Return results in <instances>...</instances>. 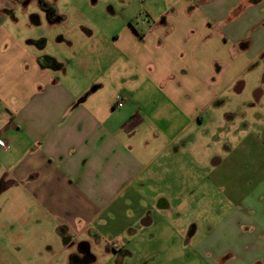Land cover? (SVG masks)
<instances>
[{"label":"crops","instance_id":"crops-1","mask_svg":"<svg viewBox=\"0 0 264 264\" xmlns=\"http://www.w3.org/2000/svg\"><path fill=\"white\" fill-rule=\"evenodd\" d=\"M17 2L0 0V140L8 146H0V236L8 231L29 251L14 264H70L81 243L94 256L92 245L105 235L107 252L145 250L156 217L180 201L182 189L208 182L205 168L235 152L226 146L227 155L215 154L209 165L203 129L226 88L235 84L240 93L239 75L255 61L264 65V0H174L138 27H107L105 49L95 51L94 40L77 52L75 39L90 44V30H60L65 16L54 8L50 21V5L38 3L24 12L26 22L44 26L48 37L29 29L23 37L10 17L29 6ZM50 46L60 51L47 57L54 67L43 60ZM259 136L264 143V129ZM196 146L205 147L200 156ZM183 158L188 168L177 167ZM235 203L215 226L190 227V258L264 264V176ZM121 212L126 222L117 233Z\"/></svg>","mask_w":264,"mask_h":264},{"label":"rangeland","instance_id":"rangeland-1","mask_svg":"<svg viewBox=\"0 0 264 264\" xmlns=\"http://www.w3.org/2000/svg\"><path fill=\"white\" fill-rule=\"evenodd\" d=\"M17 1L20 5L25 3L24 5L29 7L26 11L17 9L10 17V20L14 17L18 20L16 34L23 36L24 33H28L26 29H29L41 39L47 38L48 34L44 26L35 27L26 22L27 18H25L24 12L31 14L39 9L38 3L48 4L55 8L60 15L65 16L64 24H61L60 30L63 28L64 32L67 31L71 35L75 31H82V27H86L90 30L89 33L92 32L91 36L88 33L85 34V37H90L86 38L90 40L88 45L84 43L85 40L78 44V39H75L76 45L73 50L77 52L84 46L90 45L91 48L94 40L99 46H96L95 51L105 49L106 37H109V31H112L109 28L107 30V27L115 30L116 27L118 28L128 21L132 26L138 27L140 23H145L148 15L159 14L168 8L174 0ZM94 26L97 27L95 34L93 33ZM58 27L55 25V28ZM57 53H60L59 49L56 50L52 46L47 47L44 50L46 57H43V60L49 64V59ZM93 64L101 66L99 62ZM254 64L252 68L245 69L238 77V81L245 84L244 89L240 93H236L234 91L235 84L231 88H226L219 100L218 110L214 114L215 120L210 121L203 129L205 135L203 142L209 145L205 162L209 165L211 157L215 154H220L223 157L224 151L225 156L227 155L224 150L226 146L235 152L217 169L209 166L205 168V172H207L205 177H208V182L194 183L191 188L182 189V191L178 188L182 194L180 201H173L169 209L161 212L160 215L163 218L156 217L155 225L149 230L154 235L151 238L152 241L150 243V240L141 242V246L145 247L146 251L141 248L139 252L135 251L129 255L126 253L129 249L123 250L118 244L119 246L114 249L116 253L107 252L104 245L110 243H107L108 237L105 235L102 236L101 244L94 243L91 247L96 257V261L92 264H202L195 259V256L190 258L191 251L185 248V235L190 227L194 226L201 231L215 226L218 222L217 218L221 214L231 213L236 205L235 202L246 199L254 185L264 176L261 166L264 164V143L259 138L260 131L264 129V95L258 100L255 95L258 89L264 92V83H262L264 65L263 61H255ZM227 77L230 75L225 73L224 78ZM250 134L246 143L237 146L240 139ZM203 148L205 149V147ZM203 148L196 146L192 151L195 155L200 156ZM180 160L177 167L188 168L184 158ZM177 173L176 170L171 173L170 179H176L179 175ZM160 185L164 187V185ZM136 207L137 205H132L129 207V211L130 209L135 210ZM124 214L121 212L116 220L117 233L121 231V229L119 230L120 225L122 228V223L126 222ZM131 223L130 221L129 224ZM52 235L53 233L50 237ZM28 254L29 251L21 249L19 244L13 242L8 231L0 236V264H14L16 260H24Z\"/></svg>","mask_w":264,"mask_h":264},{"label":"trees","instance_id":"trees-1","mask_svg":"<svg viewBox=\"0 0 264 264\" xmlns=\"http://www.w3.org/2000/svg\"><path fill=\"white\" fill-rule=\"evenodd\" d=\"M45 5V4H44ZM48 17L50 21L56 20V10L49 6ZM49 66H57V64L52 60L49 59V64L45 62ZM81 255V256H80ZM95 262V257L89 252L88 245L86 243H81L79 245V253L72 254L70 256V264H92Z\"/></svg>","mask_w":264,"mask_h":264},{"label":"built area","instance_id":"built-area-1","mask_svg":"<svg viewBox=\"0 0 264 264\" xmlns=\"http://www.w3.org/2000/svg\"><path fill=\"white\" fill-rule=\"evenodd\" d=\"M123 104H124V101H123L122 99H120V100L117 102L116 107H117V108H121V107L123 106ZM0 146H1L3 149H7V148H8V146H7L6 144H4V142L1 141V140H0Z\"/></svg>","mask_w":264,"mask_h":264},{"label":"flooded vegetation","instance_id":"flooded-vegetation-1","mask_svg":"<svg viewBox=\"0 0 264 264\" xmlns=\"http://www.w3.org/2000/svg\"><path fill=\"white\" fill-rule=\"evenodd\" d=\"M26 2H28V1H26ZM24 4H25V3H24ZM41 8H42V9H44V7H43V6H41ZM80 256H81V255H80Z\"/></svg>","mask_w":264,"mask_h":264}]
</instances>
